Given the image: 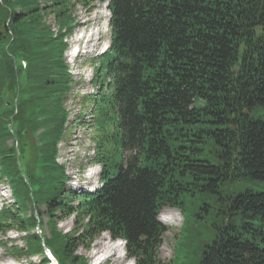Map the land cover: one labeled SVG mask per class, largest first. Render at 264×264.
I'll return each instance as SVG.
<instances>
[{"label":"trees","instance_id":"1","mask_svg":"<svg viewBox=\"0 0 264 264\" xmlns=\"http://www.w3.org/2000/svg\"><path fill=\"white\" fill-rule=\"evenodd\" d=\"M40 1L0 0V178L9 180L15 204L22 190L31 208L23 215L15 205L0 220L2 233H28L25 248L9 253L39 252L44 240L59 264H88L77 249L108 232L125 241L134 264H170L178 252L194 255L192 264H264V192H220L242 179L264 180V118L246 113L264 107V35L256 32L264 0H109L110 45L96 68L99 76L104 67L102 79H93L90 124L102 185L81 194L65 189L54 157L71 129L64 102L75 84L63 36L75 5L90 9L95 0ZM117 143L119 162L112 160ZM208 143L219 148L213 161L201 159ZM208 194L217 195L224 227L201 247L197 211ZM188 204L196 205L193 231L182 232L183 219L174 255L162 261L166 226L158 214ZM72 215V230L60 231L58 219ZM37 222L49 235L29 233Z\"/></svg>","mask_w":264,"mask_h":264},{"label":"rangeland","instance_id":"2","mask_svg":"<svg viewBox=\"0 0 264 264\" xmlns=\"http://www.w3.org/2000/svg\"><path fill=\"white\" fill-rule=\"evenodd\" d=\"M41 1L43 3H46L48 0ZM41 1L38 2L39 5H41ZM104 3L95 1L93 4V8L89 10H85V7L76 4L72 9L73 16L77 19L79 25L81 24V22L86 20L87 25L85 26L83 24L82 27H75L74 30V34H76L75 39L77 38V43L80 42V44H83L81 46L84 51L80 52V55L77 58L72 59L69 57L66 61L69 67V71L73 75L74 81L77 82V85L74 86V90L68 95V100L66 99L65 102L66 107L69 110V123L67 125L70 127L71 124L72 129L69 131L71 137H68L66 135V144H64L63 142L60 143L58 161L64 164L66 171L69 172L71 180H73L76 184L72 185V188H75L77 190H79L82 185L94 187V184H96V182L98 181L101 170L100 166H98L94 163L93 160H91L94 155V151L91 149V146H93V142L92 140H89V136L94 135V129L93 126L88 125L89 120L91 119V114L87 115V111L88 108L94 103V96L86 94L92 93V89L95 86L92 82V77L95 75V70H93V67L96 68L99 63H103L102 59H100V57L98 56L102 51H104L103 49L105 48V45H108L110 43L108 20L105 16V14L107 15L108 11L106 10L104 14L103 10H99L103 7ZM256 30L257 33L264 35V27H258L256 28ZM81 31L83 33H81ZM97 33L99 40H97L96 37ZM74 34L71 36L74 37ZM80 36L83 37L81 39H78ZM103 73L104 67L101 66L99 69V76L96 75V81L102 79ZM76 89H78L77 93H75ZM81 94H85L86 96H82ZM79 110H81V118H84V116L87 115L82 120H80L79 117L74 118L75 116H77ZM246 113L254 119L264 118V107L255 106L250 110H247ZM218 151L219 148L216 145H211L208 143L206 146L201 148V159L213 161L214 155ZM112 156L113 161H120L122 157V149L119 143H117V149L113 148L112 146ZM113 170L116 171L115 168ZM92 171L93 173L91 174L90 172ZM85 172L87 176H85ZM247 189L255 192H264V180L252 178L242 179L239 181H235L234 183L222 185L220 188V192L223 195H227L240 193ZM19 192H21V194H16V199L18 201V205L22 210L21 212L23 213V215H25L26 211L28 210V200L26 199L22 190H20ZM214 197H217V195H201V210L197 211L201 213V235H199L201 247L204 245V243L209 242L211 238H213L216 233L224 227L223 216L220 212L221 207L219 203L214 200ZM0 202L3 203L4 206L3 211L0 212V220L4 222L8 216L6 207L10 208V206L13 204V197L9 192V187L3 180H0ZM12 208L13 206H11L10 210H12ZM172 209H170L169 207H165L161 211V213L173 212L174 215L172 223H165L161 221V223L163 225H166L167 227L158 250L159 257L162 261H169L173 257L175 241L179 240V238L177 237V233L182 222V217L178 210ZM195 212L196 205L190 204H188L186 209L182 212L183 219L185 220L182 227L183 233L193 231L192 222L194 221V219H196V217L194 218V216L192 215ZM44 219L46 218L44 217ZM235 224L238 225V222L235 221ZM73 226V216L58 219L57 227L60 231L69 232L72 230ZM42 228L43 233L47 234L48 227L43 224ZM23 234L24 233L16 231L15 229H9L6 233L0 232V264H38V255L32 256L31 258H18L15 257V255H13L12 253H9V250L6 249L7 247H11L14 245H17L18 247H24V242L21 239V236ZM103 235V240L106 239L114 242L109 238V234L104 232L96 237L88 247L81 245L77 249L78 255H84L85 257H87L88 264H94L96 261H99V259L97 260L98 255L94 256V253L99 250L98 246L95 245V243L99 242ZM191 256L194 255H185L178 252L177 257L173 261H171L170 264H192L190 262ZM109 262L110 259L103 262L102 264H109Z\"/></svg>","mask_w":264,"mask_h":264},{"label":"bare ground","instance_id":"3","mask_svg":"<svg viewBox=\"0 0 264 264\" xmlns=\"http://www.w3.org/2000/svg\"><path fill=\"white\" fill-rule=\"evenodd\" d=\"M96 37L98 39V33L96 34ZM83 192L84 189L82 188L81 192L78 194H81ZM158 218L162 222L172 223L173 222L172 219L174 218V215L173 212H165V213H161ZM103 238L104 235L99 242L96 241L97 243H95V245L98 246L99 250H97L94 253V256L98 255L97 260L99 259V261H96L94 264H102L103 262L109 259H110L109 264H133L132 259L130 258L127 259V257L124 256V246L122 241L113 240L114 242H111L106 239L103 240ZM2 264H12V263H2Z\"/></svg>","mask_w":264,"mask_h":264},{"label":"water","instance_id":"4","mask_svg":"<svg viewBox=\"0 0 264 264\" xmlns=\"http://www.w3.org/2000/svg\"><path fill=\"white\" fill-rule=\"evenodd\" d=\"M17 159H18V156H17Z\"/></svg>","mask_w":264,"mask_h":264}]
</instances>
